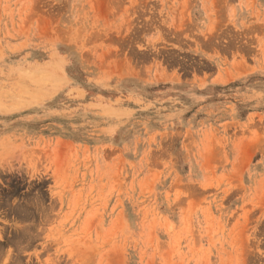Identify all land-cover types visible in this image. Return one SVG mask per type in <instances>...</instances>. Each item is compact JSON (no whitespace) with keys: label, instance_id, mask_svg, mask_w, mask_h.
Instances as JSON below:
<instances>
[{"label":"rangeland","instance_id":"374dc122","mask_svg":"<svg viewBox=\"0 0 264 264\" xmlns=\"http://www.w3.org/2000/svg\"><path fill=\"white\" fill-rule=\"evenodd\" d=\"M0 264H264V0H0Z\"/></svg>","mask_w":264,"mask_h":264},{"label":"bare ground","instance_id":"6f19581e","mask_svg":"<svg viewBox=\"0 0 264 264\" xmlns=\"http://www.w3.org/2000/svg\"><path fill=\"white\" fill-rule=\"evenodd\" d=\"M13 260H14V259H13ZM16 261H17V260H16ZM16 261H15V262H16ZM18 263H20V262H18Z\"/></svg>","mask_w":264,"mask_h":264}]
</instances>
